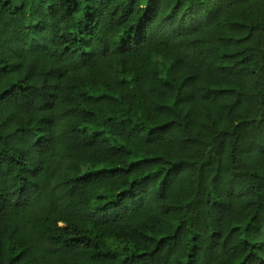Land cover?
<instances>
[{
    "label": "trees",
    "instance_id": "trees-1",
    "mask_svg": "<svg viewBox=\"0 0 264 264\" xmlns=\"http://www.w3.org/2000/svg\"><path fill=\"white\" fill-rule=\"evenodd\" d=\"M0 264H264V0H0Z\"/></svg>",
    "mask_w": 264,
    "mask_h": 264
}]
</instances>
